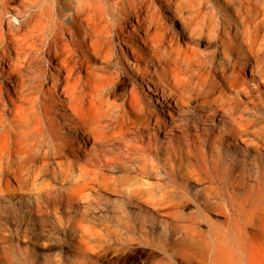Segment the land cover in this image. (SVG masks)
<instances>
[{"label":"bare ground","instance_id":"bare-ground-1","mask_svg":"<svg viewBox=\"0 0 264 264\" xmlns=\"http://www.w3.org/2000/svg\"><path fill=\"white\" fill-rule=\"evenodd\" d=\"M261 110L264 0H0V204L53 212L81 258L127 206L171 212L151 175L174 157L199 179L225 147L264 156Z\"/></svg>","mask_w":264,"mask_h":264},{"label":"rangeland","instance_id":"rangeland-1","mask_svg":"<svg viewBox=\"0 0 264 264\" xmlns=\"http://www.w3.org/2000/svg\"><path fill=\"white\" fill-rule=\"evenodd\" d=\"M124 82L119 88L123 98L130 89L127 77ZM254 124L264 125L263 110ZM215 125L210 122L217 133L222 123ZM155 134L159 143H168ZM255 155L249 148L225 147L223 162L208 165L199 179L187 159L173 156L171 177L151 175L155 191L165 194L163 202L172 203L171 212L145 211L143 216L136 205L127 206L124 214L133 226L123 228L113 217L110 241H95L88 259L81 258L85 250L71 244L53 212L30 213L21 202L0 204V264H264V194L258 197L252 188L264 156ZM60 212L67 214V207Z\"/></svg>","mask_w":264,"mask_h":264}]
</instances>
